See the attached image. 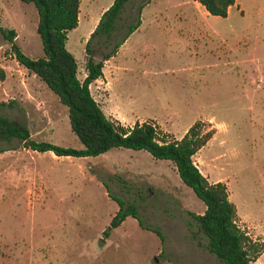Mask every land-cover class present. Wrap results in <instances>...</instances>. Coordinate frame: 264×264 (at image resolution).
<instances>
[{"label":"rangeland","instance_id":"obj_1","mask_svg":"<svg viewBox=\"0 0 264 264\" xmlns=\"http://www.w3.org/2000/svg\"><path fill=\"white\" fill-rule=\"evenodd\" d=\"M110 0H79L65 47L80 75L84 37ZM139 8V9H138ZM191 0H128L109 42L95 35L94 59L139 24L103 66L105 86H91L103 113L123 125L152 120L173 138L195 120L211 137L192 155L199 171L225 183L235 222L264 242V0H235L225 16ZM31 2L0 0V26L29 57L42 55ZM0 114L26 125L34 140L80 147L66 107L14 58L0 33ZM105 95L107 98L105 99ZM7 146V147H6ZM0 147V264H222L188 214L203 202L168 159L112 147L94 156L35 151L11 138ZM107 193L135 206L107 230L117 210ZM249 264H264V250Z\"/></svg>","mask_w":264,"mask_h":264},{"label":"trees","instance_id":"obj_2","mask_svg":"<svg viewBox=\"0 0 264 264\" xmlns=\"http://www.w3.org/2000/svg\"><path fill=\"white\" fill-rule=\"evenodd\" d=\"M31 2L36 10L35 30L40 39L42 55L32 58L24 54L14 43V29H4L0 33L8 40L15 60L25 69L37 76L47 88L66 107L69 127L80 143V147L64 146L50 141L34 140L29 137L25 124L0 114V141L16 138L23 147L35 151H50L54 155L94 156L112 147L143 149L151 157L170 160L180 178L194 195L199 198L204 209L201 213L188 211L196 227L205 236L206 249L215 255L222 264H249L264 250V242L252 240L243 228L235 222V206L229 200L226 185L221 180L208 181L196 165L192 155L211 137L213 127L203 129L209 122L195 119L178 138L162 131L152 120L134 121L123 125L116 119L106 116L98 102L92 97L88 84L101 76L103 60L114 54L118 45L139 24L138 14L135 21L126 26L119 40L94 59L91 40L95 35L109 42L115 30L123 4L127 0H112L101 12L93 29L84 42L85 74L80 79L76 75V61L65 47L67 31L77 24L79 0H21ZM207 13L225 16L228 7L235 0H195ZM139 9V8H138ZM4 70L0 67V80ZM7 147V146H6ZM5 147H0V151ZM117 204L107 230L117 226L127 215L136 219L137 224L152 230L162 243V234L157 228L145 226L133 204L107 193Z\"/></svg>","mask_w":264,"mask_h":264},{"label":"crops","instance_id":"obj_3","mask_svg":"<svg viewBox=\"0 0 264 264\" xmlns=\"http://www.w3.org/2000/svg\"><path fill=\"white\" fill-rule=\"evenodd\" d=\"M111 1H112V0H110V1H109L104 7H102V9L99 11V14H98V16L96 17L94 23L92 24V27L87 31V34H86V36L84 37V41H85L86 38L88 37L90 31L93 29V27H94L95 23L97 22V20H98V18H99V15L101 14V12H102V11H103V10L109 5V4H110ZM147 1H148V0H146V2H147ZM191 1L195 2V4H198L199 6L203 7L199 2H197V1H195V0H191ZM127 2H128V0L123 4V7H122L120 13L123 11V9H124V7L126 6ZM203 10H204V11H201V10H199V11H201V12H207V11L204 9V7H203ZM78 12H79V10H78ZM120 13H119V14H120ZM77 16H78V14H77ZM137 27H138V26H137ZM137 27H136V28H137ZM136 28H135V29H136ZM132 31H133V30H132ZM132 31H131V32H132ZM126 37H127V36H126ZM126 37H125V38H126ZM121 43H122V42H121ZM121 43H120V44H121ZM120 44H119V45H120ZM119 45H118V46H119ZM117 48H118V47H117ZM117 48H116L114 54H112L111 56H109L107 59L103 60V62H102V66H101V72H102L101 76L95 78L93 81H91V82L88 84L89 91H90L92 97L98 102L100 108H101V105L105 102V100H98L97 97H96L94 94H92L91 86L93 85L92 87H95V88H96L95 94H98V93H100V91L98 90V87H100V86H105V84L108 82V81L106 80V78L104 77V73H103V70H102V69H103V66H104L105 64H108V62L114 57V55L116 54ZM83 62H84V58H83ZM80 71H81V72H80V75H77V73H76V75H77L78 78L81 79V78L84 76V74H85L84 67H83V63H82V67H81ZM76 72H77V64H76ZM106 98H107V95H105V99H106ZM208 181H209V180H208ZM211 181H215V180H211ZM255 259H256V258H255Z\"/></svg>","mask_w":264,"mask_h":264}]
</instances>
